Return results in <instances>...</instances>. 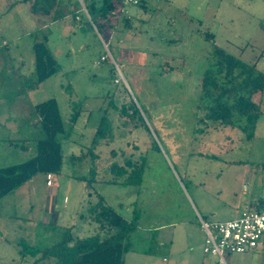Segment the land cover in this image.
Instances as JSON below:
<instances>
[{
    "label": "rangeland",
    "instance_id": "374dc122",
    "mask_svg": "<svg viewBox=\"0 0 264 264\" xmlns=\"http://www.w3.org/2000/svg\"><path fill=\"white\" fill-rule=\"evenodd\" d=\"M144 1L142 7L117 5L100 34L76 0L60 1L64 17L56 21L32 13L30 3L0 0V168L35 155L44 137L37 104L57 101L66 136L63 167L53 173L52 186L40 172L2 199L0 264L34 262L39 255L20 256L22 242L56 243L62 219L68 221L80 201L76 225L88 214L95 219L89 206L97 192L121 214L138 218L124 264H172L170 256L163 260L169 259L166 247L152 240L171 232L158 227L185 219L190 207L207 220H228L248 201L255 210L264 198V96L253 131L243 117L224 125L198 107L215 46L264 72V0ZM38 31L48 36L59 64L40 83L33 49ZM113 109L115 138L94 142L102 116ZM93 168L96 181L88 188ZM132 168L142 170L139 182L123 183ZM200 196L209 213L202 212ZM93 232L92 226L84 235ZM150 251L156 255L145 261ZM194 252L204 257L202 249ZM226 258L229 264H264V248Z\"/></svg>",
    "mask_w": 264,
    "mask_h": 264
},
{
    "label": "trees",
    "instance_id": "16d2710c",
    "mask_svg": "<svg viewBox=\"0 0 264 264\" xmlns=\"http://www.w3.org/2000/svg\"><path fill=\"white\" fill-rule=\"evenodd\" d=\"M30 3V10L34 14L51 16L52 21L62 19L64 13L60 8L61 0H21ZM141 0L136 6H143ZM124 5L125 0H86L85 7L90 15V27L94 26L100 34L112 24L117 5ZM78 9L81 5L76 0ZM72 11L73 17L77 16ZM81 16L83 13H81ZM93 29V28H92ZM207 38L213 40L210 32ZM35 59V79L40 83L56 73L59 64L48 44V36L37 32L33 44ZM212 61L204 72L200 89V108L207 110L210 119L224 125H233L236 117L245 119V126L251 131L255 129L264 96V72L256 67V63H247L224 48L215 46L211 54ZM41 119L44 137L36 142V153L28 160L0 168V205L2 199L13 193L18 187L31 180L40 172L57 173L63 167L64 153L61 138L65 136V125L57 101L48 99L35 106ZM109 109V108H108ZM112 116L106 112L102 116L94 142L100 140L112 141L115 138L113 111ZM117 110V109H116ZM126 112V111H125ZM129 113V112H126ZM77 113L72 116L75 121ZM116 172L123 171L121 166L114 164ZM141 169L132 168V175L123 183L139 182ZM96 170L91 169V178L87 179L86 187H92L96 181ZM138 178V179H137ZM137 179V180H136ZM97 192V191H96ZM99 197L95 204L89 206L90 213L95 214L99 223V231L78 237L72 233V228H66L61 238L54 244L45 247L20 242L19 254L22 258L37 257L30 264L53 258V264H124L125 254L130 250L129 236L137 227L136 214L127 219L112 205L105 204L103 197ZM262 199L256 202L260 209ZM103 231H107L103 236ZM16 264V263H6Z\"/></svg>",
    "mask_w": 264,
    "mask_h": 264
},
{
    "label": "crops",
    "instance_id": "0c3cea01",
    "mask_svg": "<svg viewBox=\"0 0 264 264\" xmlns=\"http://www.w3.org/2000/svg\"><path fill=\"white\" fill-rule=\"evenodd\" d=\"M84 199H85V194L83 195V199H82L83 202H84ZM79 203L80 204L73 209L74 215L68 221H64L62 219L61 226L64 228L63 230L69 227L72 228L73 235L82 238V237L90 236L96 233L97 231H99V227H98L99 223L96 221V219L89 217V214H88L87 217H85L86 219L83 224L76 225V217L79 213L78 207H81L82 201H80ZM199 203L203 210L202 212L209 213V211L207 210L206 204L204 203V200L202 199L201 196L199 197ZM105 204L108 205L106 201H105ZM121 204L123 207V203ZM252 204L253 203L251 201H248L247 203H245L243 209L239 211L238 216L241 214L244 208L245 209L249 208V206H251ZM194 209L190 207V214L187 217H185V219H182V220L180 219V221L175 220V221H171V223L160 225L158 229L161 230L162 232L170 231L168 230L169 228H171V232L167 234H161L159 237H156V239L152 240L156 242L154 244L161 246V247H166L165 253L167 254L168 258L170 256L171 259L174 260L172 264H179V263L181 264H216V261H217L216 257L208 256L203 251L204 257L202 256L199 260L198 254L194 251H195V248H200L203 250L204 242H205V232L201 227L200 219H203L205 221H219V220H207L205 219V217L202 216V213L200 212L198 207L197 208L194 207ZM134 215L135 214H132L131 216H128V217H126L125 215L124 216L127 219H131L134 217ZM92 226L94 228V232L85 236L84 233L88 234V229L90 227L92 228ZM137 227L134 229L132 233L134 234L136 233ZM75 231H77L79 235L75 234ZM139 234L141 233H137L136 235H139ZM144 237L148 239H152L148 237L147 235ZM263 240L264 238L262 239L260 246L258 248H264ZM129 251L127 253H129ZM146 255H148V257L145 258V261H150L151 257L156 254L155 252L150 251V252H146ZM182 255L183 257H181ZM211 257L213 259H211ZM163 260H166L168 262L170 261V258L166 259V257H163Z\"/></svg>",
    "mask_w": 264,
    "mask_h": 264
},
{
    "label": "built area",
    "instance_id": "2783aa9c",
    "mask_svg": "<svg viewBox=\"0 0 264 264\" xmlns=\"http://www.w3.org/2000/svg\"><path fill=\"white\" fill-rule=\"evenodd\" d=\"M86 0H78L81 10L90 20L85 7ZM141 0H125V4L137 5ZM53 173L47 174V185H53ZM250 184L244 185L247 188ZM205 232L203 251L208 256L217 258L216 264H229L228 254H243L252 252L260 246L264 238V198L260 209L246 208L241 214L232 219L219 221H205L200 219Z\"/></svg>",
    "mask_w": 264,
    "mask_h": 264
}]
</instances>
